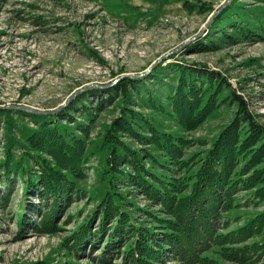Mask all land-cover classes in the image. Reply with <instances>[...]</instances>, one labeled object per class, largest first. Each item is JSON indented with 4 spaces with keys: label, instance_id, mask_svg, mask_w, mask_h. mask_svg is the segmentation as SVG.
Here are the masks:
<instances>
[{
    "label": "trees",
    "instance_id": "obj_1",
    "mask_svg": "<svg viewBox=\"0 0 264 264\" xmlns=\"http://www.w3.org/2000/svg\"><path fill=\"white\" fill-rule=\"evenodd\" d=\"M253 1L254 8L237 0L226 5L212 21L216 40L204 39L203 50H217V41L264 40V0ZM113 107L117 116L95 132L97 116ZM231 107L229 123L209 146L190 152L194 142L185 134ZM13 115L28 118L33 127L17 124ZM0 116L6 124L4 181L24 179L26 195L35 193L47 206L38 224L43 232H52L51 220L71 193L84 192L79 181L90 160L96 161L89 192L95 205L75 240L96 244L102 236L97 263L111 264L119 254L120 264L243 262L248 252L264 248L249 243L264 237V208L246 213L243 224L228 230L238 211L264 202V125L218 72L164 62L144 77L85 91L57 114L0 110ZM243 192L249 195L241 203L237 195ZM137 196L158 207L159 215L137 209L130 201ZM137 210L148 223L138 221ZM94 218L100 223L90 233Z\"/></svg>",
    "mask_w": 264,
    "mask_h": 264
},
{
    "label": "rangeland",
    "instance_id": "obj_2",
    "mask_svg": "<svg viewBox=\"0 0 264 264\" xmlns=\"http://www.w3.org/2000/svg\"><path fill=\"white\" fill-rule=\"evenodd\" d=\"M231 1L0 0V107L56 110L86 87L90 88L81 93L110 88L126 76L144 77L164 62L186 63L218 72L264 125V40L245 39L233 44L217 41V50H203L204 39L215 41L219 32L211 29L213 19ZM237 1L243 7L258 5L253 0ZM234 108L221 110L186 133L187 139L194 142L189 151L206 149L208 142L229 123ZM117 114L115 107L103 111L96 118L95 132ZM13 117L17 124L30 123L26 117ZM5 125V117L0 116V160ZM198 140L208 144L203 146L202 141V145H197ZM95 166L94 159L85 166L78 185L84 192L71 193L69 202L60 205L49 233L38 229L47 206L39 203L35 193L26 195L24 179L11 176L4 181L0 169V264H99L94 257L104 247L102 236L95 238L96 244L75 240L95 205L89 198ZM248 195L243 192L237 197L242 203ZM130 201L137 209L159 215V208L141 196ZM52 202L49 200L48 204ZM263 208L264 202L258 208L241 209L238 220L228 230L243 224L246 213ZM144 216L137 210L138 221L148 223ZM99 223L93 219L90 233ZM252 241L264 245V237L249 243ZM110 261L120 264L122 256L116 255ZM213 264H264V248L248 252L243 262L217 259Z\"/></svg>",
    "mask_w": 264,
    "mask_h": 264
},
{
    "label": "water",
    "instance_id": "obj_3",
    "mask_svg": "<svg viewBox=\"0 0 264 264\" xmlns=\"http://www.w3.org/2000/svg\"><path fill=\"white\" fill-rule=\"evenodd\" d=\"M150 70L146 71L144 74L148 73ZM128 77V76H126ZM90 87H86L84 89L76 91L71 97H69L62 105L58 107L56 110H51V111H45V110H40L36 109L33 107H28V106H17V105H7V106H2L0 109H10L18 112H23L27 114H33V115H52L53 113L58 112L60 109L65 107L75 96L80 94L82 91L89 89Z\"/></svg>",
    "mask_w": 264,
    "mask_h": 264
}]
</instances>
